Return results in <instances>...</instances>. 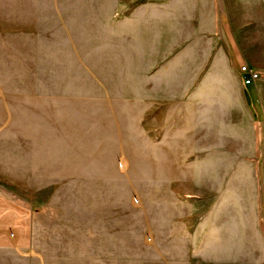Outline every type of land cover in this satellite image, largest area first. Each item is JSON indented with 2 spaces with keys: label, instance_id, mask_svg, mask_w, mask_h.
<instances>
[{
  "label": "rangeland",
  "instance_id": "rangeland-1",
  "mask_svg": "<svg viewBox=\"0 0 264 264\" xmlns=\"http://www.w3.org/2000/svg\"><path fill=\"white\" fill-rule=\"evenodd\" d=\"M141 15L140 36L134 13H114L110 30H72L76 32L73 41L78 43L80 74L93 69L96 84L89 101L80 99L78 126L52 127L63 137L73 132L77 140H33L39 130L45 132L49 126L23 125L19 123L21 118L5 127L31 137V156L28 166L26 157L0 155V201L5 199V205L13 204L14 208V213L9 211L0 218V245L39 248V214L47 203L58 202L64 212L60 228H70L78 236L80 247L86 244V236H94L95 248L118 244L144 248L143 264L155 261L154 248H158L160 264H264V157L259 151L252 160L240 158L239 172H230L237 168L231 166L237 163L231 149L238 145L233 139L237 136L236 127L246 121L238 104L240 93L235 89L242 64L232 63L238 48L193 44L200 41L192 33L202 14L160 11ZM185 40L192 43L183 44ZM72 47L75 52L74 43ZM254 47L260 48L252 55L261 75L263 47ZM156 53L157 62L152 61ZM139 69L143 76L141 92L140 83L138 87L136 82L139 77L135 75ZM152 75H158L157 85ZM139 99L143 101L142 108L137 109V113H144L142 123L135 118L139 114L128 116L136 112L134 103ZM157 104L158 109H153L155 118H151V106ZM92 106L95 115H87L88 108L93 113ZM175 124L192 137L182 139L189 157L202 151L204 145L209 154L216 137L218 140L222 135L223 203L217 208L210 190L206 200L199 202L198 190L190 189L194 178H188L186 203L161 211L159 222L152 223L158 210L152 202L150 140L152 135L160 136L168 125ZM18 151L21 150H15V154ZM252 164L254 170L249 166ZM206 176L207 187L214 189V178L209 172ZM236 182L238 200L230 192ZM204 211L209 216L222 211L224 218L233 214V221L224 219L223 224L237 235L234 241L238 248H182L183 242L190 243V238L168 236V230L173 235V215L182 214L178 218L183 216L184 224L191 230ZM166 213L172 215L169 222ZM10 258L1 254L0 263Z\"/></svg>",
  "mask_w": 264,
  "mask_h": 264
},
{
  "label": "crops",
  "instance_id": "crops-1",
  "mask_svg": "<svg viewBox=\"0 0 264 264\" xmlns=\"http://www.w3.org/2000/svg\"><path fill=\"white\" fill-rule=\"evenodd\" d=\"M160 11L202 14L195 20L197 27L192 33L200 41L193 44L237 46L238 55L232 63L245 65L259 75L254 84L245 86L241 74L236 79V93L239 91L241 97L238 104L246 115V121L239 122L236 127L237 136L233 139L238 145L231 149L235 152L232 154L237 163L231 166L237 168H231L230 172H239L240 158L252 160L259 151L264 157V68L259 70L260 75L252 55L254 51L260 52L259 47H254L258 45L263 47L261 53L264 54V0H0V155L26 157V164L30 165L31 137L5 129L18 118L22 119L19 123L23 125L49 126L44 129L45 132L39 130L33 140L56 142L78 139L73 132L63 137L59 130L52 127L78 126L80 99L89 101V93L96 84L93 69L80 74L78 43L73 41L76 32L72 30L92 27L110 30L114 13H134L140 36L143 25L141 14ZM182 43L190 44L192 41ZM153 60L158 61L157 53ZM135 75L139 77L136 82L138 87L140 83L141 92V70ZM152 80L157 85L158 75H152ZM142 104V100H137L134 103L136 112L128 116H134ZM155 108L158 109V104L151 106V118H155ZM89 109L87 115H95L94 106L91 107L92 114ZM137 114L135 118L142 123L144 113L140 111ZM170 129L179 130L173 133ZM166 130L160 136L152 135L150 140L152 202L154 209L158 210L152 223L159 222L161 211L168 212L186 203L184 199L188 197L186 189L189 188L185 182L188 178H194V186L190 189L198 190L199 202L206 200L210 190L217 208H221L224 196L222 135L219 133L218 140L216 137L214 149H210L209 154L204 145L202 151L189 157L182 139L188 136L191 140L192 137L183 133L180 124L168 125ZM15 150L21 151L15 154ZM207 158H210L209 163ZM249 166L255 169L253 164ZM207 172L211 179L214 178V189L207 187ZM230 192L238 200L237 182ZM5 203V199L0 201V218L11 211L14 213L13 204L6 206ZM57 203H47L39 214V248H6L2 243L0 255L6 253L11 260L0 264H143L144 248H127L120 244L95 248L94 236H86L83 240L86 244L80 247L78 236L70 228H60L59 221L64 218V212ZM165 215L169 222L172 215ZM181 215H173V235L170 230L167 234L190 238V243L183 242L182 248H238L234 241L237 235L223 224L224 219L233 221L232 213L224 218L222 211L210 216L204 211L195 229L192 226L191 230L184 224L183 216L178 218ZM169 251L166 250L167 253ZM153 252L156 253L155 261H150V264H160L157 261L160 258L158 248H154Z\"/></svg>",
  "mask_w": 264,
  "mask_h": 264
},
{
  "label": "built area",
  "instance_id": "built-area-1",
  "mask_svg": "<svg viewBox=\"0 0 264 264\" xmlns=\"http://www.w3.org/2000/svg\"><path fill=\"white\" fill-rule=\"evenodd\" d=\"M239 71L243 76L244 85L254 84L257 80H259V75L245 65H241L239 67Z\"/></svg>",
  "mask_w": 264,
  "mask_h": 264
}]
</instances>
